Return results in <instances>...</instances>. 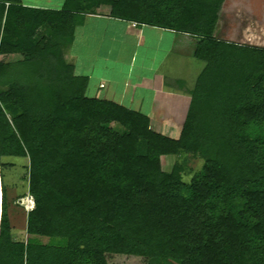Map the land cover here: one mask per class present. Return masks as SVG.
I'll return each mask as SVG.
<instances>
[{
	"label": "trees",
	"instance_id": "trees-1",
	"mask_svg": "<svg viewBox=\"0 0 264 264\" xmlns=\"http://www.w3.org/2000/svg\"><path fill=\"white\" fill-rule=\"evenodd\" d=\"M224 0H0V264H264V48L216 37ZM195 39L204 64L178 138L149 117L89 97L66 52L86 15ZM188 154L194 172L161 158ZM28 160L26 241L13 240L3 159ZM189 176V181L183 178ZM44 228L66 236L42 244Z\"/></svg>",
	"mask_w": 264,
	"mask_h": 264
},
{
	"label": "crops",
	"instance_id": "crops-1",
	"mask_svg": "<svg viewBox=\"0 0 264 264\" xmlns=\"http://www.w3.org/2000/svg\"><path fill=\"white\" fill-rule=\"evenodd\" d=\"M229 38L219 39L235 43ZM178 40L195 44V39L187 35L138 26L113 19L108 12H100L86 15L82 24L75 28L66 59L73 65L75 75L88 78L86 93L89 97L113 101L146 114L156 132L161 133L156 126H165L175 127L180 134L193 85L162 68L164 57L173 53L172 46ZM164 45L167 50L162 49ZM161 49L162 60L157 63L155 53Z\"/></svg>",
	"mask_w": 264,
	"mask_h": 264
},
{
	"label": "rangeland",
	"instance_id": "rangeland-1",
	"mask_svg": "<svg viewBox=\"0 0 264 264\" xmlns=\"http://www.w3.org/2000/svg\"><path fill=\"white\" fill-rule=\"evenodd\" d=\"M23 2L36 5L38 6L37 8L59 10L64 0H23ZM100 12L109 13V8L100 7L97 13ZM225 36H229V39H232L235 44L264 48V0H224L220 11L216 37L219 39L225 38ZM187 44V42L178 40L176 45L172 46V48L174 47L173 53L164 57L162 68L165 71H172V75L183 77L188 84L194 85L204 64L194 58H190L192 46L194 45L192 43ZM165 48L167 50L166 45L162 49L164 50ZM162 49L159 50L158 54L155 53V62L157 63L162 60L160 59ZM19 58L22 57L8 55L1 56L0 60L13 62ZM150 113L152 114L153 112ZM177 118H173V122H176ZM156 129L163 134L168 133L171 138L179 137V132L175 130V127L156 126ZM3 161L8 164V167L4 170V182L7 188L8 213L11 226L9 237L13 240L26 241L30 237L25 231L26 215L33 208V200L28 194L27 185L28 160L8 157L3 159ZM175 161L185 163L194 172L200 171L203 164L200 158L192 155H169L161 158L162 170L170 171ZM189 179V176L183 178L184 181H189ZM65 236L66 231L63 229L44 228L39 235L34 237L42 244H46L50 240ZM107 260L109 264H175L166 259L140 258L127 255H108Z\"/></svg>",
	"mask_w": 264,
	"mask_h": 264
}]
</instances>
